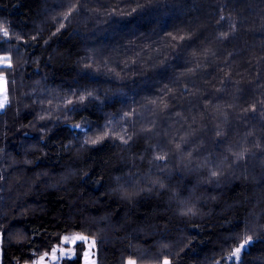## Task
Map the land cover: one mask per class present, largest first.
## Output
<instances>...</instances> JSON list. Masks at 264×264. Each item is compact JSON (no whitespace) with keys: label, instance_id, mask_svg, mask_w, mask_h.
<instances>
[{"label":"trees","instance_id":"obj_1","mask_svg":"<svg viewBox=\"0 0 264 264\" xmlns=\"http://www.w3.org/2000/svg\"><path fill=\"white\" fill-rule=\"evenodd\" d=\"M0 24L2 264L75 231L97 264H215L246 230L264 264V0H0Z\"/></svg>","mask_w":264,"mask_h":264},{"label":"snow or ice","instance_id":"obj_2","mask_svg":"<svg viewBox=\"0 0 264 264\" xmlns=\"http://www.w3.org/2000/svg\"><path fill=\"white\" fill-rule=\"evenodd\" d=\"M221 19H224V17H221ZM63 27V25H61ZM9 30L7 27L0 24V38L9 37ZM226 35V34H225ZM183 39V37H181ZM0 65L3 66V69L0 70H7L12 67L10 62L9 56H0ZM4 77L0 76V91H4ZM91 95V93H89ZM85 97H80V100L83 101ZM69 103H72V101H69ZM4 107V103L0 102V108ZM125 116L131 115L130 113H125ZM110 124V122H109ZM108 125H106L107 127ZM76 128H81L80 124L75 125ZM85 135H87V132H85ZM110 133L108 131H103L101 135H97L94 139H89L86 141V143H90L93 145L101 143L105 138L109 137ZM219 135V133H217ZM119 139L123 143H127L128 141L124 139L123 136H120ZM130 139V138H129ZM177 148H179V145H177ZM166 156H157L156 159L158 160H165ZM236 159H243V153L236 154ZM220 173L216 171L211 172L212 177L219 176ZM191 211V210H189ZM21 239H24L21 237ZM58 239L60 241L59 244L52 246L50 250L44 251L42 253L37 254L36 251H33L34 259H31L30 261L26 260L24 261V264H61L63 261H75L76 264H79L80 256L76 252V247H80L81 249L84 248V245L88 243V249L86 251L82 252L83 258H84V264H96L95 260L90 259L91 252L90 250L95 247L96 240L90 238L86 235L80 234V233H73L71 235H63L58 236ZM236 240L235 246L231 248L230 251H228L223 257H221L220 260H217L215 264H223L224 261H230L231 264H243L242 261V253L245 252L248 247L254 242V238L252 235L247 234V230L245 231L243 238L235 237ZM90 240V242H89ZM18 242H20L18 240ZM65 245H72V247L66 248ZM126 264H136V260L129 257L126 260ZM161 264H172V262L169 260L168 257H164L161 261Z\"/></svg>","mask_w":264,"mask_h":264},{"label":"rangeland","instance_id":"obj_3","mask_svg":"<svg viewBox=\"0 0 264 264\" xmlns=\"http://www.w3.org/2000/svg\"><path fill=\"white\" fill-rule=\"evenodd\" d=\"M0 56H3V55H0ZM0 76H3L4 77V75L3 74H0ZM4 80H5V83H4V91H0V102H3L4 103V105H5V103H6V101H7V88H6V79H5V77H4ZM1 109V108H0ZM73 233H79V232H71V233H67V234H65V235H71V234H73ZM81 234V233H80ZM92 238H90V240H91ZM90 240H89V242H90ZM65 247L66 248H68V247H72V245H65ZM77 248V247H76ZM86 250H89L88 249V243H86L85 245H84V248H83V251H86ZM82 251V252H83ZM90 252H91V255H90V259L91 260H95L96 261V264H97V259H96V256H95V252H94V249L92 248L91 250H90ZM62 263V262H61ZM0 264H2V259H1V234H0ZM81 264H84V258H83V255H82V263Z\"/></svg>","mask_w":264,"mask_h":264}]
</instances>
